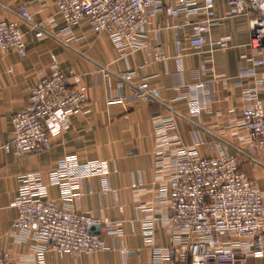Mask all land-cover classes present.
I'll use <instances>...</instances> for the list:
<instances>
[{"label":"crops","instance_id":"obj_1","mask_svg":"<svg viewBox=\"0 0 264 264\" xmlns=\"http://www.w3.org/2000/svg\"><path fill=\"white\" fill-rule=\"evenodd\" d=\"M214 1L216 19L207 38L224 39L227 48L193 50L188 29L176 31L172 27L180 19L159 13L148 27L152 31L147 45L120 53L107 33L94 32L85 19L67 24L57 13L56 0H0V20L17 23L26 48L24 57L14 50H0V252H9L16 264H152V246L170 247L172 236L177 234L170 225L171 207L159 192L168 186L181 146L195 151L198 157L237 156L241 170L256 181L258 188H264V153L244 140L241 121L242 108L249 102L243 97L246 91L253 98L264 99V64L255 63L264 58V45L252 49L244 17L225 16L226 0ZM20 4H25L31 22L53 19L46 25L44 37H36L30 21L18 15ZM198 18L191 16L192 20ZM157 25L164 28L154 33ZM156 45L163 52L158 61L151 59ZM53 61L63 71L72 69L80 76L90 111L73 115L69 128L49 137L39 151H6L4 145L12 139V115L27 107L31 87L47 74ZM202 65L212 66V70L202 73ZM128 71L133 72L131 81L122 77ZM144 75L158 90V98L113 101L127 97L131 84L140 83ZM197 80L207 83L211 99L209 109L200 113L180 96L182 84ZM170 123L175 131L169 134V140L179 139L180 144H170L164 155L156 157L154 132ZM67 155L80 163L105 162L107 189L102 176L95 175L81 180L76 189L81 193L78 199L62 197L58 186L50 183L49 174ZM31 171L41 173L47 195L58 207L88 212L120 228L118 235L106 233L100 225L97 235L110 249L79 255H59L45 249L40 263L36 249L39 243L13 227L18 176ZM142 219L152 220L153 244L143 238ZM231 240L234 249L245 254L244 264H264V257H252L249 239L232 236ZM160 264L175 263L167 255Z\"/></svg>","mask_w":264,"mask_h":264},{"label":"built area","instance_id":"obj_2","mask_svg":"<svg viewBox=\"0 0 264 264\" xmlns=\"http://www.w3.org/2000/svg\"><path fill=\"white\" fill-rule=\"evenodd\" d=\"M56 10L67 24L85 19L94 32L107 33L120 53L147 45L146 39L152 31L148 27L159 13L180 19L172 27L176 31L188 29V43L195 51L207 48L212 52L228 47L224 39L207 38L216 19L214 0H56ZM17 13L23 20L30 21L38 38L46 35V25L53 20L31 22L25 4L18 6ZM192 15L199 18L192 20ZM225 16H243L250 34V47L256 50L264 45V0H226ZM162 28L164 26L157 25L153 31L159 33ZM0 50H14L21 57L26 55L23 34L13 20H0ZM162 57L161 46L156 45L151 59L158 61ZM255 63L263 65L264 58H258ZM207 70H212V66L202 65L201 72ZM132 73L128 71L122 77L131 81ZM80 81V76L72 69L63 71L59 63L53 61L47 74L31 87L27 107L12 115V139L4 149H13L18 154L39 151L49 137L69 128L73 115L88 113L85 86ZM180 89L183 90L180 96L193 106L195 113L209 109L210 90L205 81L182 84ZM158 97V90L149 85L148 75H144L140 83L131 84L127 97L113 101H148ZM243 97L249 101L241 111L244 140L264 153V99L253 98L249 91ZM174 131L175 125L170 123L154 132L156 157L164 155L170 144L179 143V139L169 140V134ZM95 175L102 176L107 189L105 162L80 163L67 155L57 161L49 181L58 186L62 197L78 199L81 193L76 189L81 180ZM18 182L14 201L17 218L13 227L39 243L36 249L40 263L45 249L59 255L109 250L105 240L89 232L92 225H102L106 233L121 234V229L108 219L71 207H58L48 197L39 171L19 175ZM159 193L171 207L170 225L177 234L172 236L170 247L152 246V264H160L167 255L175 264H244L245 254L234 249L232 236L249 239L252 257H264V188H258L256 181L239 168L237 156L198 157L195 151L181 146L168 186L161 187ZM142 234L147 243L153 244L151 219H142ZM0 264H16V261L9 252L2 251Z\"/></svg>","mask_w":264,"mask_h":264},{"label":"water","instance_id":"obj_3","mask_svg":"<svg viewBox=\"0 0 264 264\" xmlns=\"http://www.w3.org/2000/svg\"><path fill=\"white\" fill-rule=\"evenodd\" d=\"M89 232L91 234H99L100 233V225L99 224L92 225L89 229Z\"/></svg>","mask_w":264,"mask_h":264},{"label":"trees","instance_id":"obj_4","mask_svg":"<svg viewBox=\"0 0 264 264\" xmlns=\"http://www.w3.org/2000/svg\"><path fill=\"white\" fill-rule=\"evenodd\" d=\"M239 168H240V166H239ZM241 169V168H240Z\"/></svg>","mask_w":264,"mask_h":264},{"label":"rangeland","instance_id":"obj_5","mask_svg":"<svg viewBox=\"0 0 264 264\" xmlns=\"http://www.w3.org/2000/svg\"><path fill=\"white\" fill-rule=\"evenodd\" d=\"M244 170H245V168H244Z\"/></svg>","mask_w":264,"mask_h":264}]
</instances>
